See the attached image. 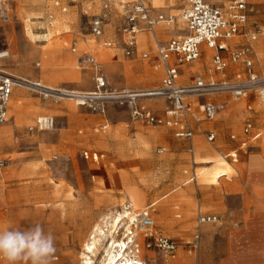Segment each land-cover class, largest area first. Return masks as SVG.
<instances>
[{
	"label": "rangeland",
	"instance_id": "rangeland-1",
	"mask_svg": "<svg viewBox=\"0 0 264 264\" xmlns=\"http://www.w3.org/2000/svg\"><path fill=\"white\" fill-rule=\"evenodd\" d=\"M127 1L132 0H0V49L9 51L0 62L1 70L53 90L12 87V92L18 90L20 94L16 101L12 94L8 103L10 118L0 125L11 126L10 134L0 141V160H5L0 167V191L5 189L3 196L0 193V229L24 230L38 223L55 238L52 264H82V245L88 232L94 222L101 223L104 234L91 261L105 264L103 248L111 239L108 234L113 211H122L125 203H132L127 194L139 192L142 205L131 204L132 209L140 211L150 206L154 232L177 245L174 255L164 258L144 248L141 234L136 236V254L143 264L231 263L233 244H240V260L264 263V237H251V246L247 247L243 246L247 240L234 242L237 237L232 234L237 236L238 230L264 224V220L257 224L248 220L250 211H264V187L255 196L246 186L250 166L264 172V140L246 142L239 149L246 120L254 123L256 119L259 125L255 129L264 137V103L257 96L264 89L250 91L238 100L227 94L186 98L189 110L183 118L190 121L192 139L211 146L210 155L196 146L193 154H184L173 126L132 121L125 110L114 106L100 115L63 99L62 92L93 90V72L82 62L85 55L95 58L111 86L142 90L161 85L163 74L156 47L184 33L181 0L143 1L150 15L170 17L172 22L158 23L152 35L138 33L131 56L123 54L119 32L123 23L121 5ZM213 1L225 4L227 0ZM249 5L253 11L245 27L228 39V51L219 54L228 56L238 46L255 41L264 48V0H249ZM97 16L104 19V24L101 35L95 37L90 32V21ZM255 30L256 38L251 40ZM204 49L196 61L181 67L179 85L190 83L194 77L233 81L235 73L242 70L241 63H229L223 73L213 71L214 51L206 46ZM143 54L147 57L142 58ZM257 75L264 77V73ZM209 102L226 105L210 121L200 110ZM144 104L161 118H169L168 100L154 98ZM233 105L237 110L232 111ZM223 115L237 117L239 122L238 130L233 132L236 143L225 150L227 140L215 133L214 140L207 142L206 134L197 130ZM39 117H53V127L38 129L35 122ZM159 148L162 153L157 152ZM234 152L236 161L227 156ZM216 160L230 169L215 181L204 180L199 173ZM192 168L196 177L189 181ZM153 201L158 202L151 206ZM199 209L215 215V223L197 226ZM124 223L112 230V238L122 235ZM205 226L209 230H204ZM194 233L199 234L196 249L189 245Z\"/></svg>",
	"mask_w": 264,
	"mask_h": 264
},
{
	"label": "built area",
	"instance_id": "built-area-1",
	"mask_svg": "<svg viewBox=\"0 0 264 264\" xmlns=\"http://www.w3.org/2000/svg\"><path fill=\"white\" fill-rule=\"evenodd\" d=\"M181 3V19L185 24L186 34L158 44L156 47L157 58L164 66V76L160 86L142 90L111 86L106 81L101 66L95 58L91 55H85L82 62L93 72L94 88L90 91L74 92L69 96L75 106L100 115H103L109 106H114L125 110L130 119L135 122L148 125L166 124L175 126L176 121L157 117L152 110L144 105V102L154 98L166 99L170 103L168 114L175 117L186 115L189 107L185 103V99L190 96L227 94L233 99H238L250 91L264 89V77H258L257 74L251 71V63L248 60L244 62L247 68L245 78L233 81H204L200 77H196L186 85H178L179 67L188 65L199 58L201 44L219 51L223 48L217 44L219 39H229L238 34L240 27L246 22L247 0H227L223 6H216L209 3L208 0H181ZM121 7L123 9V23L119 27V32L123 37L122 51L125 56L134 54L135 37L138 33L152 32L160 22L167 24L172 22L170 17L151 16L143 0L127 1L122 3ZM103 24L104 19L101 16L94 17L90 21L91 34L95 37L100 36ZM256 33L257 31H254L251 37H254ZM248 51L246 47L237 49L231 53L229 61L237 62L239 59L246 58ZM8 56L7 49H0V62ZM146 57V54L142 55V58ZM211 64L215 72H221L227 67L228 61L216 52L212 55ZM14 83L15 79L0 68V125L7 120L8 103ZM201 108L205 117L212 118L222 106L206 103ZM35 124L40 130H49L53 127L54 120L51 117H39L36 119ZM248 129L249 126H246L244 132L247 133ZM29 130H32V127ZM175 136L190 138L191 131L178 128ZM259 137L260 134L256 133L252 136V139L255 140ZM212 139L213 134L210 133L207 140L211 141ZM162 151L160 148L157 149L158 153H162ZM4 163L5 160H0V167H3ZM123 208L133 218L130 221L128 233L133 237L132 248L136 253L138 243L135 242V238L139 232L143 237L144 248L153 249L164 258L174 254L177 247L174 240L154 232V220L151 217L150 206L135 211L130 203H125ZM216 220L215 215L200 214L197 216L196 222L201 225ZM198 239L199 234L195 233L191 243L193 248H197Z\"/></svg>",
	"mask_w": 264,
	"mask_h": 264
},
{
	"label": "crops",
	"instance_id": "crops-1",
	"mask_svg": "<svg viewBox=\"0 0 264 264\" xmlns=\"http://www.w3.org/2000/svg\"><path fill=\"white\" fill-rule=\"evenodd\" d=\"M144 1V0H143ZM208 2L209 3H211V4H214V5H216V6H223L224 4H220V3H217V2H215V1H213V0H208ZM144 3V2H143ZM145 5V4H144ZM253 11V8L252 7H250V5H249V0H247V5H246V10H245V14H246V22L240 27V29H239V32H238V34L242 31V29L245 27V25H246V23H247V21H248V17H249V15H250V13ZM152 16V15H151ZM184 23V22H183ZM256 27V26H255ZM256 31V30H255ZM151 35L153 34V32L152 33H150ZM186 34V28H185V24H184V33L182 34V35H180V36H178V37H181V36H183V35H185ZM238 34H236V35H238ZM154 38V37H153ZM174 38H176V37H174ZM255 38H256V34H255V36L254 37H251L250 36V39L251 40H255ZM170 39H172V38H170ZM169 39V40H170ZM230 39V38H229ZM149 40V38L147 37V39H146V41H148ZM168 40V41H169ZM228 41V39H219L218 41H217V44L218 45H221L223 48L221 49V50H219L220 52L221 51H223V52H225V51H228V47H227V45H230V43H228L227 42ZM167 42V41H166ZM165 43V42H164ZM158 44H162V42H159ZM206 45L205 44H201L200 45V53L201 52H204L205 51V49H204V47H205ZM241 47H246V48H248V54H247V56H246V58H242V59H239L237 62H231V61H229V57H230V55H231V53L232 52H234V51H236L237 49H239V48H241ZM210 49V48H209ZM214 51V53H216V52H218V51H216V50H214V49H210V51ZM252 50H254V53H253V51ZM234 51H232L228 56H224V55H221L223 58H225L227 61H228V65H229V63H234V64H236V63H241L242 64V70L241 71H237L236 73H235V76H234V80L235 79H240V78H245L246 77V75H247V68H246V66H245V60H248V61H250V63H251V67H250V69H251V71L252 72H254L255 74H257V72H259V73H264V48H262L261 46H260V42L259 41H255V42H252V43H249V44H243V45H240V46H238ZM9 52V51H8ZM205 53V52H204ZM258 54H260L259 56H258ZM158 59V58H157ZM158 62H159V64L161 65V68H162V74H163V76H164V66H163V63L158 59ZM228 65H227V67H228ZM184 66V65H183ZM183 66H180L179 67V77L181 76V72H182V70H181V67H183ZM211 66H212V64H211ZM227 67L223 70V71H221V72H217V73H223L226 69H227ZM213 69V68H212ZM214 71V70H213ZM104 75V74H103ZM163 76H162V79H163ZM104 77H105V75H104ZM195 78V77H194ZM193 78V79H194ZM106 79V78H105ZM192 79V80H193ZM202 79V78H201ZM191 80V81H192ZM106 81H107V79H106ZM178 81H179V78H178ZM212 81V80H211ZM217 81H225L224 79H222V80H217ZM108 82V81H107ZM161 82H162V80H161ZM178 83V82H177ZM179 85V84H178ZM11 94H13L14 95V101H16V99L19 97V94H20V92L18 91V90H14ZM257 96L261 99V101H262V103H264V91H260V92H258L257 93ZM243 97H245V96H243ZM240 98H242V97H240ZM240 98H238V99H240ZM233 99V98H232ZM238 99H233V100H238ZM185 103H186V99H185ZM209 103H211V102H209ZM187 104V103H186ZM211 104H213V105H221L222 106V108L218 111V112H220V111H222V110H224V108H225V103L224 102H217V103H211ZM147 108H149L146 104H144ZM188 105V104H187ZM10 107H12V105H10ZM189 107V106H188ZM202 106H200V110L202 111V108H201ZM19 108H20V103H19ZM232 111H235V110H237L236 108H237V106L236 105H233L232 107ZM230 108V109H231ZM108 109V108H107ZM106 109V110H107ZM150 110H152L151 108H149ZM248 110H250V107H248L247 108ZM152 112L157 116V117H159V118H161L155 111H153L152 110ZM217 112V113H218ZM202 113H203V111H202ZM216 113V114H217ZM105 114V113H104ZM103 114V115H104ZM215 114V115H216ZM215 115H214V117H215ZM203 116H204V118L205 119H207L208 121H210V120H212L214 117H212V118H207V117H205V115L203 114ZM257 116H259V115H257ZM13 118V117H12ZM51 118H53V117H51ZM161 119H163V118H161ZM170 119H173L174 121H176V125L175 126H173V128H174V135H175V132L177 131V129L178 128H184V129H189L190 131H191V137L190 138H187V137H177V138H179V145H180V147L182 148V151H183V153L185 154V151H188V153H190V154H193L194 153V147L196 146V147H198L199 149H203V153H206V154H208V155H210L211 154V146H206L205 144H202L201 143V141H200V139H196L195 141L192 139L193 138V134H192V127H191V124H190V121H189V119L188 118H183V116H180V115H177V116H175V117H171V116H169V118H165V120H170ZM238 118L237 117H230V116H226V115H223V116H220L219 118H218V120L216 121V122H214V123H205V124H203V125H200L198 128H197V130H201L200 132H204L205 134H206V140H207V136L211 133V134H213V139L211 140V141H213L214 140V138H215V133H216V135H217V137L218 138H222V139H224V140H227L228 142H227V144H226V146L223 148V150H225L226 148H229V147H231L232 145H234L236 142H235V135L233 134V132H236L237 130H238ZM259 124H257V121H256V119H254V123H251V121H249V120H246L245 122H244V125H243V127H242V137L244 138V140L243 141H241L240 142V144H239V149H242V148H244L245 147V144H246V142H251V143H258L261 139L262 140H264V137H262V134L257 130V129H255L257 126H258ZM246 126H249V129H248V132L247 133H245L244 132V128L246 127ZM205 129H209V131H205ZM212 130V131H211ZM256 133H259L260 134V137L258 138V139H252V136L254 135V134H256ZM203 135V134H202ZM207 142H210L209 140H207ZM215 148V147H214ZM227 156H230L231 158H232V161H236V159H235V156H236V154H235V152L234 153H232V154H227ZM191 164L192 165H195V162H194V160L192 159L191 160ZM211 166H206V168L207 169H209ZM229 168L230 169V166L228 165V164H226V166H224L223 164H219V168ZM204 168L205 167H203V170H204ZM228 169V170H229ZM201 171L200 172V174H203V172H204V174L203 175H201V177L203 178V179H205V180H210V181H215L218 177H220V176H222V175H220V174H223L224 175V173L225 172H227L228 170H225L224 172H221L220 174H219V176H217L215 179H210L211 177H210V175H208L207 173H205V171ZM257 170H261V169H256V168H252L251 166L249 167V169H248V173H247V180H246V186L248 187V189L251 191V193H253L255 196H257L260 192H261V188L262 187H264V172H260V171H257ZM204 176V177H203ZM195 177H196V175H195V171H194V168H192L191 169V177L189 178V181H193L194 179H195ZM209 177V178H208ZM153 206V205H152ZM200 214H204V215H213V214H211V213H202L201 211H200V209L197 211V215L196 216H198V215H200ZM196 219H197V217H196ZM248 220L249 221H253V223H255V224H257V223H259V222H261L262 220H264V211H257V210H253V211H250L249 213H248ZM213 223H215V222H212V223H204V224H201V225H206V224H213ZM196 224H197V222H196ZM201 225H198L197 224V226H201ZM204 228V230H209V226H205V227H203ZM235 232H233L232 234H233V237H237V239L236 238H233V240H235L234 242H236V241H244V240H247V242H245L246 244H244L243 246H251V244H250V242H251V237H253V238H255V240L257 239V240H259L260 239V237H264V224H262V225H260V226H256L255 225V227H248V228H245V229H241V230H238L237 231V236H236V234H234ZM195 234V233H194ZM193 234V235H194ZM193 235H192V240H193ZM198 241H199V239H198ZM191 243H192V241L189 243V245H190V248H192V249H196V248H193L192 246H191ZM236 247H239V248H237L236 249ZM240 251H241V249H240V244H238V246L236 245V244H233V249H232V262L231 263H217V264H264V263H248V262H244V261H242V260H240ZM174 255V254H173ZM172 255V256H173ZM174 263V262H173ZM172 263V264H173Z\"/></svg>",
	"mask_w": 264,
	"mask_h": 264
},
{
	"label": "bare ground",
	"instance_id": "bare-ground-1",
	"mask_svg": "<svg viewBox=\"0 0 264 264\" xmlns=\"http://www.w3.org/2000/svg\"><path fill=\"white\" fill-rule=\"evenodd\" d=\"M3 5V4H2ZM3 9V8H2ZM3 11V10H1ZM3 13V12H2ZM8 14V13H7ZM6 14V15H7ZM3 18V16H2ZM6 18V16H5ZM208 47L206 46V49ZM209 49V48H208ZM207 49V50H208ZM12 75V74H11ZM12 77L15 79V85L19 86V87H44L45 85H41L38 82L35 81H31L29 79L23 78V77H19V76H15L12 75ZM50 87V86H49ZM52 88V87H51ZM51 88H48V86L44 87V89H48L53 91ZM74 93V91L72 92H62V95H65V97H63V99H68L71 100V98L69 96H71ZM47 94H45L46 96ZM12 94L10 95V99H11ZM9 99V102H10ZM9 117V116H8ZM7 117V118H8ZM10 118V117H9ZM9 122V124L11 125V120L9 119V121H7V123ZM10 127L11 126H7V127H3L0 128V141L2 139H5L9 134H10ZM213 159V158H212ZM211 159V160H212ZM215 160V159H214ZM216 163L211 166L209 169H207L206 167L204 168L203 171H205V173H207L208 175H210V179H215L217 176H219V174L221 172H224L225 170H228L229 168H219V164L221 163L220 160H216ZM4 166V165H3ZM201 171V170H200ZM200 174V173H199ZM204 174V172H203ZM202 174V175H203ZM223 175V174H220ZM204 177V176H203ZM209 178V177H208ZM205 180V179H204ZM208 180V179H207ZM210 181V180H209ZM214 181V180H213ZM136 192V191H135ZM1 195L3 196V194L5 193V189L4 187H2L1 191H0ZM128 199L132 202L131 204L136 205V206H140L142 205L141 202V197L139 192L138 193H133L131 192V194H127ZM5 201V200H4ZM127 201V199H126ZM158 201H153L152 205H155ZM4 203L8 204L9 201H5ZM11 203V202H10ZM130 203V202H129ZM114 215L112 218V222H111V226L109 229V234L111 236L110 242L109 244L104 246V250H105V257H104V263L105 264H137V263H143L141 261V257L139 254H136V252H133L132 250V243H133V237L131 235H129L128 231H129V225H130V221L133 220L132 216L129 215V213L123 208L122 211H113ZM113 214V213H112ZM110 217V216H109ZM108 217V219H110ZM101 219V218H100ZM107 219V221H108ZM102 220V219H101ZM97 221V220H96ZM110 221V220H109ZM122 221H124V225L126 226L124 231L121 233L122 235L117 238L114 239L112 238V230H114L117 225L119 223H121ZM101 222V221H100ZM103 222V221H102ZM106 222V221H105ZM5 223V222H4ZM12 223V222H10ZM13 224V223H12ZM107 224V223H106ZM110 224V222H109ZM123 224V223H122ZM4 225V224H3ZM122 226V225H121ZM120 226V227H121ZM1 228V227H0ZM6 228V227H5ZM4 228V229H5ZM108 228V227H107ZM107 231V230H106ZM120 232V231H119ZM104 234V230L101 226V223H96L94 222L91 226L90 231L88 232L87 238L84 241L83 245H82V264H92L91 261V255H94V251H97V245L99 244V241L101 239V236ZM120 234V233H119ZM205 234V233H204ZM107 235V236H108ZM117 235V234H116ZM106 236V235H105ZM137 236H140V233H137ZM109 237V236H108ZM208 237V236H207ZM105 238V237H104ZM103 239V238H102ZM203 242V241H202ZM102 243V242H101ZM99 247V246H98ZM99 252V249H98ZM139 251H137L138 253ZM96 253V252H95ZM81 254V253H80ZM96 255V254H95ZM143 255V254H142ZM94 257V256H92ZM80 258V256H79ZM98 258V257H97ZM94 259V258H93ZM80 260V259H79ZM101 264V263H100Z\"/></svg>",
	"mask_w": 264,
	"mask_h": 264
},
{
	"label": "clouds",
	"instance_id": "clouds-1",
	"mask_svg": "<svg viewBox=\"0 0 264 264\" xmlns=\"http://www.w3.org/2000/svg\"><path fill=\"white\" fill-rule=\"evenodd\" d=\"M55 253L54 236L38 223L24 230L0 229V261L6 264H52Z\"/></svg>",
	"mask_w": 264,
	"mask_h": 264
}]
</instances>
